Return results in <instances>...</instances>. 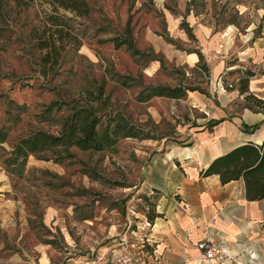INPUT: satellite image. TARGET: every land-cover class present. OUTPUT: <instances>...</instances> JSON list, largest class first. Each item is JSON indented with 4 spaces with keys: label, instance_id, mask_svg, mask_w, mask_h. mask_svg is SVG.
I'll use <instances>...</instances> for the list:
<instances>
[{
    "label": "rangeland",
    "instance_id": "1",
    "mask_svg": "<svg viewBox=\"0 0 264 264\" xmlns=\"http://www.w3.org/2000/svg\"><path fill=\"white\" fill-rule=\"evenodd\" d=\"M85 1L88 13L78 16L44 0H0V264H72L123 237L137 252L158 195V167L169 149L193 143V129L218 106L204 60H184L198 49V24L214 31L233 24L242 32L250 20H264V0ZM52 16L61 23L60 40L55 64L43 67L34 41L54 29ZM121 37H130L134 53L113 45ZM240 70L220 73L224 90L237 87ZM149 85L188 87L211 102L205 109L185 97L137 102ZM243 104L237 97L224 113ZM82 105L93 109L98 129L118 121L139 136L101 151L70 147L59 162L48 153L29 155L19 170L8 162L18 139L37 130L56 134Z\"/></svg>",
    "mask_w": 264,
    "mask_h": 264
},
{
    "label": "crops",
    "instance_id": "2",
    "mask_svg": "<svg viewBox=\"0 0 264 264\" xmlns=\"http://www.w3.org/2000/svg\"><path fill=\"white\" fill-rule=\"evenodd\" d=\"M254 22L250 20L242 32L233 24L214 31L199 23L194 33L200 59L190 51L184 60L190 66L204 60L211 77L208 93L218 106L209 108L205 124L193 129V143L183 145V150L169 149L158 167L152 188L158 191L154 211L159 216L144 223L138 240L148 264H216L203 257V246L210 243L220 244L231 257L219 264H264V197L245 200L241 179L221 184L215 174H198L213 157L233 146L264 140V109L243 104L241 111L226 115L223 108L243 97L236 88L224 90L218 81L220 73L234 66L248 69L253 72L248 92L264 99V20ZM198 92L203 96L187 91L184 97L205 109L211 100ZM132 245L123 237L116 247L99 251L119 252Z\"/></svg>",
    "mask_w": 264,
    "mask_h": 264
},
{
    "label": "trees",
    "instance_id": "3",
    "mask_svg": "<svg viewBox=\"0 0 264 264\" xmlns=\"http://www.w3.org/2000/svg\"><path fill=\"white\" fill-rule=\"evenodd\" d=\"M10 1L15 5H19L32 0ZM44 1L51 5L53 10L59 7L78 16H84L88 13V5L85 0ZM50 18L51 24L55 26L54 29L41 38L36 37L34 41L35 48L40 52L37 64L43 67L48 63L55 64L57 41L60 40V37L57 36L60 35L61 30L57 26L61 23L53 16ZM42 33L44 34V29ZM111 41L114 46L124 45L134 53L131 48L130 37L113 38ZM196 53L200 59L199 53L197 51ZM240 72L242 74L237 79L236 89L238 94L243 97L244 106L253 110H263L264 99L254 96L247 89L248 79L253 75V72L248 69H242ZM187 89L188 87L180 85H149L143 87L137 93L135 100L145 102L152 97L181 99L185 96ZM98 124L99 119L90 106H78L65 117L61 128L56 134L37 130L18 139L12 148L8 162L17 163V169L19 170L23 168L29 155L37 156L38 154L48 153L54 158L55 162H59L61 155L68 154L70 147L79 150L101 151L113 146L119 138L139 136L131 127L118 121L114 122L111 127L107 125L103 129H98ZM5 137V131L0 130V143L5 140ZM198 174L200 176L215 174L221 184L241 179L245 200L262 199L264 197V140L259 144L245 141L233 146L224 153L213 157L205 167L199 170ZM157 216H159L158 213L151 208L145 215L146 221L150 222Z\"/></svg>",
    "mask_w": 264,
    "mask_h": 264
},
{
    "label": "built area",
    "instance_id": "4",
    "mask_svg": "<svg viewBox=\"0 0 264 264\" xmlns=\"http://www.w3.org/2000/svg\"><path fill=\"white\" fill-rule=\"evenodd\" d=\"M143 248L144 247L140 243L137 247V252L129 249L119 252L102 250L72 264H147V262H144V260H141L138 257V253L143 256ZM203 248V257L212 263L219 264L231 258L218 243H210L203 246Z\"/></svg>",
    "mask_w": 264,
    "mask_h": 264
},
{
    "label": "water",
    "instance_id": "5",
    "mask_svg": "<svg viewBox=\"0 0 264 264\" xmlns=\"http://www.w3.org/2000/svg\"><path fill=\"white\" fill-rule=\"evenodd\" d=\"M71 264V263H70Z\"/></svg>",
    "mask_w": 264,
    "mask_h": 264
}]
</instances>
